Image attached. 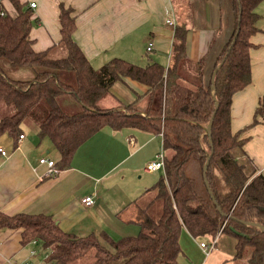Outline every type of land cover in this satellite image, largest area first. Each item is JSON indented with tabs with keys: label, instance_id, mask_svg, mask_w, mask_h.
<instances>
[{
	"label": "trees",
	"instance_id": "obj_1",
	"mask_svg": "<svg viewBox=\"0 0 264 264\" xmlns=\"http://www.w3.org/2000/svg\"><path fill=\"white\" fill-rule=\"evenodd\" d=\"M10 1L16 16L0 0V139L7 135L17 142L23 122L30 118L40 138L55 145L63 170L104 127L135 128L162 136L165 166L159 182L143 194H149L147 205L136 206L132 222L140 226L138 235L78 236L62 230L52 216L3 212L0 230L22 229V245L39 242L49 253L48 264H179L184 229L197 239L232 237L234 262L264 264V231L250 224L264 226V174H258L246 158V129L233 132L231 124L234 96L252 83V38L260 31L257 7L264 0H231V36L210 70L212 55L204 56L196 67L188 58L189 0H173L182 21L175 28L168 68L115 58L100 69L93 67L74 39L72 8L60 5V43L67 53L51 58V49L33 48L32 10L20 0ZM220 34H213L208 52ZM8 66L31 69L33 78L14 79L6 72ZM63 73H74L76 83H65ZM127 78L147 85V92L124 109H99L98 103L112 87ZM72 99L79 110L66 107ZM262 118L264 96L250 127Z\"/></svg>",
	"mask_w": 264,
	"mask_h": 264
},
{
	"label": "crops",
	"instance_id": "obj_2",
	"mask_svg": "<svg viewBox=\"0 0 264 264\" xmlns=\"http://www.w3.org/2000/svg\"><path fill=\"white\" fill-rule=\"evenodd\" d=\"M20 1L33 12L34 50L51 49V58H62L67 53L60 43V5L72 8L76 15L74 39L95 69L115 58L143 67L158 63L168 68L175 28L182 21L173 0ZM189 1L188 58L196 67L204 56L212 55L207 67L210 70L222 47L217 40L233 22L231 0ZM2 3L11 15L18 14L10 0ZM257 12L260 31L252 38V83L234 96L231 124L233 132L246 129L244 153L250 159L249 165L259 172L264 168V118L257 125H250L264 96V2L257 7ZM168 20H174L175 25H169ZM217 31L221 34L208 52L210 40ZM149 43H153L151 51H148ZM147 90V85L127 78L112 87L98 108L124 109ZM141 110L144 109L141 107ZM22 132L24 138L17 142L7 135L0 139V149L10 155L8 158L0 155V212L11 216H52L62 230L78 236L95 234L102 238L105 233L119 239L137 235L140 226L132 222L136 219L137 205L131 211L133 218L126 221L121 216L140 197L141 206L149 202V194H143L157 181L159 175H154L163 171L148 173L145 168L163 148L161 135L135 128L104 127L76 151L71 166L62 170L58 165L60 153L49 138H40L38 128L27 123ZM43 158L55 161L58 173L49 174L48 166L40 164ZM90 195L96 198V204L85 207L81 200ZM123 226L132 229L125 230ZM201 242L209 244L211 239L194 238L184 229L179 264H237L233 260L236 241L232 237L218 238L208 255L200 247ZM42 249L39 242L22 245V229L0 230V264H48L47 251L44 258L40 255Z\"/></svg>",
	"mask_w": 264,
	"mask_h": 264
},
{
	"label": "rangeland",
	"instance_id": "obj_3",
	"mask_svg": "<svg viewBox=\"0 0 264 264\" xmlns=\"http://www.w3.org/2000/svg\"><path fill=\"white\" fill-rule=\"evenodd\" d=\"M231 28H233V22H232V24L229 25V29H226L225 30L224 35L221 37V39H218L217 40V44L223 45L224 43H226L229 40V38L231 36V32H232L231 31ZM62 47L65 48V45L62 44ZM6 72H7V74L10 77H12L14 79H25V80H27V79L33 78V75H34V72L31 69H26V68H10V66L7 67ZM62 79H63V81H65V83H69V84H73V85L76 83V77H75V74L74 73H63L62 74ZM65 101H66V99L64 100V102ZM66 107H68L69 109L74 108L75 110H79L81 108V106L77 103V101L76 100H73V99L71 101L68 100V104L66 105ZM25 122L29 126L38 128V126L33 121H31L30 118H27L23 122L22 128L25 126V124H26ZM6 137H8V136H6ZM157 175H159V177H158V179H156L157 180V181H155L156 183L154 182L152 184L153 186L159 182V180L162 178V176L164 175V173L163 172H160V173L155 174L154 176L156 177ZM144 202H145V200L142 203L145 204ZM136 205H140V204L134 202V203L128 205L129 206L128 208L132 207L131 210L128 211V212H126L125 214H122L121 218H124V219L126 218V221L129 220V218H131V217L133 218V215H132L133 213L131 211H133V209H134V207ZM123 228L125 230H127V229L128 230H131L132 229L129 226H126V227L123 226ZM127 233L130 234V231L127 232ZM139 233H140V230H137L136 234L138 235ZM45 254H46V250L42 249L41 252H40L41 257L44 258L45 257ZM48 255H49V253L47 252V257L45 259L48 258ZM181 259L182 258H180V262H181ZM76 264H78V263H76Z\"/></svg>",
	"mask_w": 264,
	"mask_h": 264
},
{
	"label": "built area",
	"instance_id": "obj_4",
	"mask_svg": "<svg viewBox=\"0 0 264 264\" xmlns=\"http://www.w3.org/2000/svg\"><path fill=\"white\" fill-rule=\"evenodd\" d=\"M32 7H36V4L35 3H32L31 4ZM167 23L171 26H174L175 25V22L174 20H168ZM153 49V43H149L148 45V51H151ZM24 138V135H21L19 137V141L21 139ZM0 155L1 157L3 158H8L10 155L8 152H6L5 150L3 149H0ZM165 151L162 150L156 155V159L149 162L147 165H146V172L148 173H153V172H157V171H163L164 170V166H165ZM40 164H43V165H47L48 166V173L49 174H56L58 173V169L56 167V163L55 161L53 160H50V159H46V158H43V159H40ZM258 174H264V168L258 172ZM81 203L82 205H84L85 207H92L96 204V198L94 196H86L84 197L82 200H81ZM216 242H217V238L215 240H212L211 243H206V242H201L200 243V247L206 252V254L208 255L209 253H211L214 248H215V245H216ZM37 251H33V254H36ZM26 264H29V263H26Z\"/></svg>",
	"mask_w": 264,
	"mask_h": 264
},
{
	"label": "water",
	"instance_id": "obj_5",
	"mask_svg": "<svg viewBox=\"0 0 264 264\" xmlns=\"http://www.w3.org/2000/svg\"><path fill=\"white\" fill-rule=\"evenodd\" d=\"M221 66H222V65H219V67L214 71V75H213L214 77H215V75L217 74V71L219 70V68H221ZM213 120H214V119H212V120L210 121L209 125H208L207 128H206L208 134H211V130H212V126H213ZM209 163H210V159H209V161H208V163H207V165H206L205 170H207V168H208V166H209ZM210 193H211V195H212V191H211V190H210ZM250 224L255 225V226H258L259 228H261V229L264 231V226H262L261 224H258V223H250Z\"/></svg>",
	"mask_w": 264,
	"mask_h": 264
}]
</instances>
